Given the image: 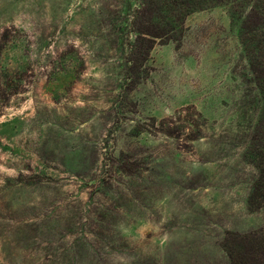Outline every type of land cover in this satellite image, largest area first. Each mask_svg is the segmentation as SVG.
<instances>
[{"label":"rangeland","instance_id":"1","mask_svg":"<svg viewBox=\"0 0 264 264\" xmlns=\"http://www.w3.org/2000/svg\"><path fill=\"white\" fill-rule=\"evenodd\" d=\"M142 1L0 0V264H233L264 230L260 0L151 16L147 59Z\"/></svg>","mask_w":264,"mask_h":264},{"label":"trees","instance_id":"2","mask_svg":"<svg viewBox=\"0 0 264 264\" xmlns=\"http://www.w3.org/2000/svg\"><path fill=\"white\" fill-rule=\"evenodd\" d=\"M199 2L203 1L143 0L139 5L140 7L135 10L137 14L140 15V18L133 25V32L138 34L137 39L139 38V44L135 46L136 56L147 59L149 51L154 46L156 39L163 36L164 26L169 24L168 22L163 25H161L162 22L160 24H154L151 22V16L162 18L161 12H167L168 14L175 16L178 21V19H183L185 14L191 12L194 5ZM258 6L264 14V0H260ZM146 13L148 14L149 23L142 25L140 20ZM250 17H252V15ZM180 24H183V22H180ZM258 48L259 52L261 51L263 55V59L257 60L255 73L257 74L258 84L261 89H263L264 93V44L260 45ZM249 157L259 171V175L254 183L249 199V204L252 207H259L264 204V130L261 132L259 138L255 139L253 142ZM240 239L241 240L238 243H231L227 239V245L225 246V250L231 257L233 264H264V230L245 234L244 236H241Z\"/></svg>","mask_w":264,"mask_h":264}]
</instances>
